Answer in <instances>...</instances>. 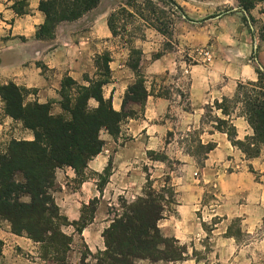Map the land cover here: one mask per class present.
Segmentation results:
<instances>
[{"label":"crops","instance_id":"1","mask_svg":"<svg viewBox=\"0 0 264 264\" xmlns=\"http://www.w3.org/2000/svg\"><path fill=\"white\" fill-rule=\"evenodd\" d=\"M44 1L49 0H0V87L12 83L25 89L26 104L51 105L52 115L59 116L65 81L89 87L99 78L97 58L108 54L111 82L104 98L122 112L136 82L130 67L136 49L151 92L143 109L132 108L137 116L121 125L118 136L102 132V152L83 174L57 171L53 197L60 214L71 224H85L81 233L76 226L63 229L73 238L67 263H97L106 251L104 233L122 212V202L143 198L149 179L157 193L168 186L174 192L157 227L163 238L182 247L183 259L132 264H264V145L254 146V131L240 104L233 103L228 114L215 107L234 101L238 86L257 83L258 68L264 70V40L257 25L245 24L237 1L174 0L184 12L174 17L176 44L138 17L128 1L116 0H102L79 20L60 24L54 40L43 41L37 33L46 22L40 10ZM108 1L113 4L102 9ZM18 9L24 14L19 16ZM123 9L142 24V37L117 42L120 35L113 36L108 21ZM251 16L264 24V3ZM90 106L98 104L91 100ZM207 108L213 118L231 122L234 142L206 119ZM33 140L32 131L6 114L0 96V151L12 141ZM198 143L215 145L202 165L192 155ZM254 150L258 154L249 155ZM0 251V264H52L42 259V245L13 234L7 221L0 222Z\"/></svg>","mask_w":264,"mask_h":264},{"label":"trees","instance_id":"2","mask_svg":"<svg viewBox=\"0 0 264 264\" xmlns=\"http://www.w3.org/2000/svg\"><path fill=\"white\" fill-rule=\"evenodd\" d=\"M101 1L42 2L40 10L45 14L46 22L37 33L38 39L54 40L60 24L79 20L95 10ZM139 1L128 0L127 5L142 20L155 25L160 34L172 37L173 23L168 15L172 18L181 16L184 14L182 8L174 0H142V5ZM236 1L238 12L244 15L245 24L249 26L250 20L256 26L257 21L251 16V12L263 4L264 0ZM154 3L160 7L162 5L163 11L159 12ZM17 14L23 15V9H18ZM120 15L131 20L134 17L124 9L111 15L108 25L114 37L120 35L117 30ZM258 33L260 39L264 40V24ZM161 55L158 54L155 58L158 59ZM253 59H257L255 53ZM141 61L142 52L132 50L130 67L136 74V82L126 93L122 112H116L111 100L104 98V87L111 82V58L108 54L97 58L99 78L89 87L79 86L71 79L65 81L61 95L64 114L59 116L52 115L51 105L37 102L26 104L29 92L25 89L12 83L0 87L6 114L21 122L25 129L34 134L33 141H12L4 151H0V222H9L13 234L26 235L42 245V259L47 263L68 264L67 256L73 238L66 235L63 229L76 226L78 233H81L85 227V224H71L60 214L53 197L57 189V171L72 168L78 175L83 174L89 162L102 152V132L118 136L121 125L137 116L132 108H144L151 92L148 91L146 79L141 72ZM258 74L257 83L238 86L234 101L215 105L225 114H228L233 103L242 106V114L254 131L252 142L257 148L264 145V71L258 68ZM91 100L97 102V108L90 106ZM211 112L212 108H207L209 116L206 119L214 121L216 130L224 131L234 142L236 133L231 122L213 118ZM194 147L192 155L202 165L215 145L198 143ZM257 154L258 150L249 153L251 156ZM166 182L170 184V177ZM144 195L133 203L122 202V213L115 217L104 233L106 251L98 255L96 264H132L135 259H148L152 262H176L183 259L182 247L175 240L163 238L157 227L158 221L164 216L165 206L170 207L174 202L172 188L168 186L162 194L157 193L152 181L148 179ZM88 254L86 250L84 256Z\"/></svg>","mask_w":264,"mask_h":264},{"label":"rangeland","instance_id":"3","mask_svg":"<svg viewBox=\"0 0 264 264\" xmlns=\"http://www.w3.org/2000/svg\"><path fill=\"white\" fill-rule=\"evenodd\" d=\"M116 1H118V2H126V1H128V0H116ZM142 2V1H141ZM113 4V1L112 2H110V1H108V3L106 2L105 4H104V6L102 7V9L103 8H107V7H109V5H112ZM155 4V6H156V8L159 10V12L160 11H163V9L160 7V6H158L157 5V3H154ZM158 6V7H157ZM97 15V12L96 13H93V15H91V17H89L87 20H85V22L84 23H82L81 25H79V28L80 29H83L88 23H90L91 22V19H93V17L94 16H96ZM121 17V16H120ZM119 17V18H120ZM168 17H170V20L172 21V23H173V36L172 37H169V41H170V43L169 44H176V33H175V31H174V29H175V24H176V19L175 18H172L170 15H168ZM123 19H124V21L125 22H123ZM123 19H119L118 20V22H117V30H118V34H120V38H118L117 39V42H124V41H128V40H130L131 38H139V37H142L143 36V28H142V24H138V23H136L134 20H127V18H126V16H124L123 17ZM167 20V19H166ZM130 23L129 25V27H128V32H124V30H125V25H128L127 23ZM261 27H262V23H260V22H257V28H258V30L259 29H261ZM137 30V31H136ZM135 31V32H134ZM173 77V76H172ZM161 80L162 81H164L163 79H160V81L159 82H161ZM171 82V81H170ZM171 168H175L174 166H171ZM161 185H163V181L162 182H159L158 184H155V186H156V189H159V188H161L160 186ZM145 194V193H144ZM145 196V195H144ZM122 213V212H121Z\"/></svg>","mask_w":264,"mask_h":264},{"label":"water","instance_id":"4","mask_svg":"<svg viewBox=\"0 0 264 264\" xmlns=\"http://www.w3.org/2000/svg\"><path fill=\"white\" fill-rule=\"evenodd\" d=\"M251 25V24H250ZM252 26V25H251ZM253 28V27H252ZM260 69L262 70V71H264L261 67H260Z\"/></svg>","mask_w":264,"mask_h":264}]
</instances>
